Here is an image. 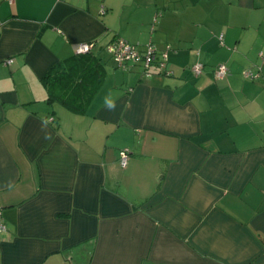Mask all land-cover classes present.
Wrapping results in <instances>:
<instances>
[{
  "label": "crops",
  "instance_id": "obj_1",
  "mask_svg": "<svg viewBox=\"0 0 264 264\" xmlns=\"http://www.w3.org/2000/svg\"><path fill=\"white\" fill-rule=\"evenodd\" d=\"M80 42L107 70L84 114L41 82ZM0 220V264H264V0H0Z\"/></svg>",
  "mask_w": 264,
  "mask_h": 264
},
{
  "label": "trees",
  "instance_id": "obj_2",
  "mask_svg": "<svg viewBox=\"0 0 264 264\" xmlns=\"http://www.w3.org/2000/svg\"><path fill=\"white\" fill-rule=\"evenodd\" d=\"M106 71L105 61L98 52L74 53L53 64L41 77L46 101L84 114Z\"/></svg>",
  "mask_w": 264,
  "mask_h": 264
},
{
  "label": "built area",
  "instance_id": "obj_3",
  "mask_svg": "<svg viewBox=\"0 0 264 264\" xmlns=\"http://www.w3.org/2000/svg\"><path fill=\"white\" fill-rule=\"evenodd\" d=\"M93 42H80L75 46V53H87L92 50ZM170 47L166 46L158 50L152 42H147L141 48L139 44H131L122 37H116L104 46V51L112 58L117 66L125 67L128 64L139 65L142 68L144 76L150 75V67L156 63L161 69H164ZM9 59L7 62H11ZM203 69L202 63H196L191 66V70L198 75ZM228 67L225 64H218L214 68L216 78L224 77L228 74ZM260 69L252 71L245 69L242 74L245 78L255 79L259 76ZM129 157V150L122 148L118 153V161L121 167H125ZM6 231V225L0 220V240L2 234Z\"/></svg>",
  "mask_w": 264,
  "mask_h": 264
},
{
  "label": "clouds",
  "instance_id": "obj_4",
  "mask_svg": "<svg viewBox=\"0 0 264 264\" xmlns=\"http://www.w3.org/2000/svg\"><path fill=\"white\" fill-rule=\"evenodd\" d=\"M107 105H108V108H109L110 110H114V109H115V104H114L111 100H109V101L107 102Z\"/></svg>",
  "mask_w": 264,
  "mask_h": 264
},
{
  "label": "rangeland",
  "instance_id": "obj_5",
  "mask_svg": "<svg viewBox=\"0 0 264 264\" xmlns=\"http://www.w3.org/2000/svg\"><path fill=\"white\" fill-rule=\"evenodd\" d=\"M56 107L60 106V105H55Z\"/></svg>",
  "mask_w": 264,
  "mask_h": 264
}]
</instances>
